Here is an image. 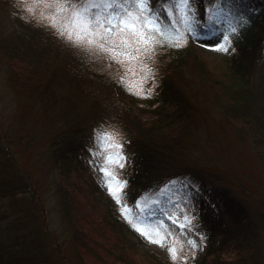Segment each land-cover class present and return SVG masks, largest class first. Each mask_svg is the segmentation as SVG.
<instances>
[{"label": "trees", "instance_id": "1", "mask_svg": "<svg viewBox=\"0 0 264 264\" xmlns=\"http://www.w3.org/2000/svg\"><path fill=\"white\" fill-rule=\"evenodd\" d=\"M217 5L222 24L206 17L202 7L192 27L196 37L218 29L228 47L235 46L222 78L208 80L204 62L191 44L195 36L184 32L183 47H155L146 61L153 79L142 85L152 94L140 96L134 94L143 76L139 63L122 68L98 58L42 20L61 18L54 0H0V13L7 11L11 21L7 27L0 25L1 53L24 62L4 67L0 75V83L13 93V114L0 115V264H90L79 249L93 242L74 196L83 192L84 178L100 191L88 169L95 128L119 133L117 139L131 161L126 169H116L126 181L129 212L120 217L107 207L112 220L110 233L104 231L113 240L122 239L120 256L109 264H173L136 234L139 220L161 223L171 233L175 247H183L188 256L177 264H193L185 242L198 241L201 235L203 257L212 255L221 264H264V187L254 192L221 172L183 162L202 138V123L193 120V113L199 95H205L224 105L230 121L239 122H233L236 138L256 151L264 164V0H218ZM240 16L247 23L238 27L233 39L231 28L239 25ZM175 27L183 32V23ZM173 34L174 29L165 33ZM127 68L131 70L125 75ZM122 75L124 85L117 82ZM22 139L25 147L43 145L58 174L51 179V195L62 220L59 232L68 238L64 253L56 243L60 235L49 228L52 217L37 192V180L16 161L14 148ZM78 168L84 178L77 175ZM253 199H258V207L252 206ZM32 212L35 219L29 221ZM186 214L195 225L178 221ZM50 241L56 246L50 247ZM113 245L112 255L117 247Z\"/></svg>", "mask_w": 264, "mask_h": 264}, {"label": "rangeland", "instance_id": "2", "mask_svg": "<svg viewBox=\"0 0 264 264\" xmlns=\"http://www.w3.org/2000/svg\"><path fill=\"white\" fill-rule=\"evenodd\" d=\"M218 0H195L193 5L196 11L193 13L195 19L187 21L193 26V21H199L197 14L200 8H204V15L209 17L210 20H214L215 24H222L223 21L220 19V8L217 5ZM181 15H184L183 9H181ZM9 16V15H8ZM7 16V11H1L0 13V25L9 26L11 21ZM187 23H183L182 30L187 34H190L185 29ZM2 30V28H1ZM225 36H222V32L218 29H214L209 35H202L200 37L195 36V40L192 41V46L197 52V56L200 60L204 62L207 78L209 81L215 79L220 80L222 76L220 73L226 69V66L232 62L231 56L235 51V46L228 47V42L225 41ZM218 48H227V51L217 50ZM24 62H19L16 58H8L1 53L0 50V75L3 76L2 69L4 67H14L21 66ZM30 66V65H29ZM10 68V69H11ZM5 70V69H4ZM224 73V72H223ZM210 78H209V77ZM211 79V80H210ZM214 84V83H213ZM13 96L12 91L7 85L0 83V115L6 117L12 112L10 100ZM224 97L223 100H226ZM195 105H198L197 111L193 113V120L202 123V128H199V132H202V138L199 137L197 146L194 148H189V156L185 158L187 163H196L197 165L206 168L209 172H221L226 177L231 178L238 183L239 187L246 186L252 189L254 192L260 191L264 187V164L259 158V155L254 151L249 145L242 143L238 140L234 134L235 125L233 122H238L233 118L231 121L224 114L222 106L215 100L202 95H199V100ZM13 114V113H12ZM244 121V120H243ZM239 123V122H238ZM244 123H246L244 121ZM247 124V123H246ZM250 126V124H248ZM235 126V127H234ZM105 131L101 128H95L93 132V137L90 143V153L91 159L88 164L89 172L93 175L99 190L94 189V184L87 182L85 178L81 175L83 172L80 168L76 170L77 175L81 176L84 183V190L78 191L76 200L79 202L78 216L84 222L83 227L89 230L90 238L93 242L87 241L88 245L80 248L82 255L85 257L90 264H102L108 263V260H113L112 258H117L120 256L121 240L111 238L108 233L104 231H109L110 221L112 220L111 215L107 209L110 206L111 213L117 214L123 217L129 212V208L125 203V192L126 181L116 175L117 167L114 164H109L108 171L113 173L112 177L106 176L105 172L101 169L105 166L106 157L109 155H115V149L109 147L110 141H102L99 134ZM21 142L14 148L16 161L19 162L25 169L26 173L32 174L34 180L37 183V192L40 196L45 199L47 203L48 215L52 217L51 223H49V228L58 233L60 236L57 238V242L61 247V252L64 253L63 247L68 243V238L65 235L60 234L59 230L61 228V216L58 212L59 207L55 202L54 197L51 195L52 190V177L57 175L51 161L43 152L41 144L25 147L24 141ZM181 161V163H183ZM220 177V175H216ZM78 178V177H77ZM213 179V178H212ZM217 179V178H215ZM111 184L112 191L110 192L108 184ZM82 187V183H78ZM77 190L74 191L76 193ZM115 193V195H113ZM253 207H258V199H253ZM87 204H90L88 206ZM83 207V208H82ZM126 209V211H122ZM36 212V208H34ZM87 211H90L89 213ZM102 214V215H101ZM36 220H40L36 212ZM104 215V217H103ZM185 217L191 221L190 226H193V217L189 214L183 215L178 218V221L186 223ZM48 220V216L46 215ZM35 219L34 213L29 216V221ZM88 221V222H87ZM193 223V224H192ZM195 225V224H194ZM139 228L143 233L155 236L158 229H164L170 233L161 223L158 222H148L144 220H139L135 226L136 234L142 239L144 244L156 250L166 261H171L169 252L166 247H160L157 244L150 243L149 239L141 234V231H137ZM93 237V238H92ZM167 243L169 245H174L172 235L166 237ZM114 241V242H113ZM80 242L77 244L79 245ZM114 243L117 244L116 253L113 254ZM50 247H55V242H49ZM175 246V245H174ZM103 255V260L100 258L98 253ZM225 255H223L224 258ZM195 261L193 264H221L218 260H214L212 255H207L203 257V251L197 250L194 257ZM106 263V264H107ZM109 264V263H108ZM120 264H122L120 262Z\"/></svg>", "mask_w": 264, "mask_h": 264}, {"label": "snow or ice", "instance_id": "3", "mask_svg": "<svg viewBox=\"0 0 264 264\" xmlns=\"http://www.w3.org/2000/svg\"><path fill=\"white\" fill-rule=\"evenodd\" d=\"M54 3L61 18L57 19V16L53 15L42 17V20L56 29L61 37L98 58L114 61L122 68L133 63L141 65L143 76L139 82L141 86L134 89L135 95L152 94L151 89L145 91L142 85L153 79L152 69L146 61L151 60L155 54V47L167 43L170 47L180 48L186 43L184 32L175 27L177 24L187 23L185 30L196 35L192 24L187 22L195 19L193 16L196 11L193 7L195 0H160L159 4L156 0H54ZM181 9L184 12L183 16ZM165 16L167 20L164 19ZM175 17L179 19H174ZM245 23L246 19L240 16L239 25L231 28L233 39L237 37L238 27L242 28ZM173 29L175 34L165 35ZM217 50L227 51V48ZM130 70L127 68L125 75ZM117 82L124 85L126 83L124 76H120ZM127 90L133 91V87ZM99 136L102 141H110L108 146L115 149V155L107 156L105 166L101 169L106 176L112 177L113 173L109 172L107 167L109 164L126 169L131 161L123 152V143L117 139L119 133L105 131ZM107 186L111 192V184ZM160 210L165 211L163 208ZM185 221L191 223L188 217H185ZM136 230L141 231L139 228ZM141 234L145 235L150 243L166 247L173 264H177V261H187L188 256L184 253L183 247L178 250L174 245L167 243L166 237L171 233L166 230L158 229L155 236L142 231ZM204 239L205 237L201 235L198 241L190 238L186 240L192 258L195 257L197 250L203 249Z\"/></svg>", "mask_w": 264, "mask_h": 264}]
</instances>
